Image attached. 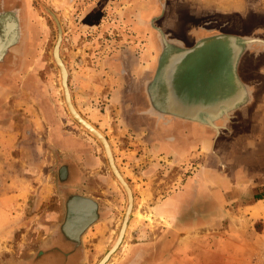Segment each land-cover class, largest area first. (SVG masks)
Returning a JSON list of instances; mask_svg holds the SVG:
<instances>
[{"label":"rangeland","instance_id":"1","mask_svg":"<svg viewBox=\"0 0 264 264\" xmlns=\"http://www.w3.org/2000/svg\"><path fill=\"white\" fill-rule=\"evenodd\" d=\"M4 14L17 20L15 42L0 53L6 145L35 146L39 175L46 182L52 177L56 190L50 200H20L12 215L0 201V264H31L49 254L56 264H98L115 243L127 207L102 145L67 110L53 59L58 35L72 103L106 138L133 196L124 238L106 264H264V205L259 215L249 208L264 200V0H0ZM10 24L7 41L14 36ZM208 34L238 37L237 77L247 102L213 119L217 129L184 121L201 130L190 133L186 126L195 145H187L188 157H176L168 148L176 132L164 130L176 118L151 112L145 87L162 62V35L173 39L163 40L173 52L184 49L175 39L190 48ZM247 39L259 43L247 45ZM185 58L175 61L178 68ZM214 60L222 75L227 57L221 48ZM185 68V83L191 70L198 88L210 86V67L200 57ZM185 185L198 204L188 207L179 196L171 207L177 214H161L165 198L182 194ZM74 197L97 205L95 221L77 241L62 231ZM36 239L57 242L31 243Z\"/></svg>","mask_w":264,"mask_h":264},{"label":"crops","instance_id":"2","mask_svg":"<svg viewBox=\"0 0 264 264\" xmlns=\"http://www.w3.org/2000/svg\"><path fill=\"white\" fill-rule=\"evenodd\" d=\"M176 42H178V44H180L181 42L178 40H174ZM183 45V43L181 44ZM162 53V51H161ZM172 61V60H171ZM175 64V63H174ZM160 71V70H159ZM164 72V71H163ZM158 73V70H157ZM156 73V75H157ZM155 75V76H156ZM153 78V80L156 78ZM182 77V69L175 67V69L173 68L172 72H168L166 71L164 73L163 76V81L160 84L161 86L159 87V94L161 96H163L164 98L167 97V102L171 105H175L177 107H179V109L181 110H194L196 108H210V109H215V107L220 104L223 101H226L228 98H223V99H219L218 101H216L215 103H213L210 106H206V105H199L196 106L194 108H189L188 106V102L186 99H184L182 97L183 91H181L180 94V87H182V89H184V87L182 86L180 80ZM152 81V80H151ZM155 83H154V87L153 90H155ZM162 88V89H161ZM158 91V90H157ZM162 91L164 92L162 94ZM175 91V92H173ZM155 94V93H154ZM235 95V92L232 93V96ZM149 100V104H150V110L151 112L157 114L158 116H162L164 113V111H162L158 105H157V99L155 95H150L148 97ZM166 100V99H165ZM198 100H203V98H198ZM255 101V100H254ZM220 111H217V113L215 115H206L205 120H213L215 117L217 116ZM205 114L199 113L196 118L201 119L202 117H204ZM6 119V118H5ZM5 121L8 120H4L2 119L0 121V184H3V186H0V201H2L3 205L2 206H10L9 208V213H11V215L13 213H15V210H12L14 207H19L21 206V203L19 202L20 200H26L27 198H35V199H39L41 201H46V200H50L51 198H53L52 196L55 193L56 190V184L55 182L52 180L47 181L43 178L42 175H39V164L41 163V157H39V155L37 154V148L33 145L27 146L25 148H19L17 146L15 147H8L6 145V141H7V137H9L8 132H7V128L5 126ZM36 120L35 119H31V123L35 124ZM37 124V123H36ZM191 124V125H190ZM188 124L187 122L181 121V120H174V121H170L167 122V124H165V133H169L171 131H175L176 132V137H174V142L172 140L171 144H169V151H171V154H173L176 157H179L182 154L186 153V156H189V148L187 147V145L192 148L193 147V142L190 141V139L188 138L189 136L187 135V133H192L195 132V134L197 132H200L198 129L196 128L197 126L190 123ZM188 125V129L189 131L187 132V126ZM37 126V125H36ZM183 126V127H182ZM194 126V127H192ZM181 128V129H178ZM195 134H192L195 135ZM165 138L166 135H164ZM191 142V143H189ZM195 145V144H194ZM14 150H19L20 152L22 151H26L27 156H25V159H21L20 157H16L13 156V152ZM34 154V155H33ZM37 154V155H36ZM18 167H21L22 170L20 174H18ZM26 174V175H24ZM33 176V177H32ZM1 177L3 180H1ZM50 179V178H49ZM190 185V183H189ZM189 185H185V189L186 191L183 192L180 195L177 196H169L166 197L164 200V205L162 206L160 210V213L163 215H173L174 212L177 210L176 208H171L174 206V204L176 203L175 198L177 199V197L181 196L180 200L182 201H188V203L186 204L188 207L192 205H197L198 201L200 200V198L196 197H190L189 195V191H188V186ZM188 191V192H187ZM189 199V200H188ZM175 200V202L173 201ZM1 205V204H0ZM260 205H264V200H262V198H260L259 200H257L253 205H251L249 208L250 209H255V211H257V214L259 215V210L257 208H259ZM181 207H178V210H182L180 209ZM176 209V210H175ZM175 214H177V212H175ZM202 214V213H201ZM261 214V213H260ZM203 215V214H202ZM261 216V215H260ZM43 241L36 239L34 242L31 243H42Z\"/></svg>","mask_w":264,"mask_h":264},{"label":"water","instance_id":"3","mask_svg":"<svg viewBox=\"0 0 264 264\" xmlns=\"http://www.w3.org/2000/svg\"><path fill=\"white\" fill-rule=\"evenodd\" d=\"M237 38L235 36L220 35V36H216V37L211 38V39L202 40V41L198 42L195 46H193L191 48H188V49H183L181 51L180 50L176 51V53L166 52V47L163 46L164 49L162 50L161 58H160V60L162 62H161V64H159V67H160L159 69L162 68V70H161L162 74H163V71L172 72L173 68L175 69V67H176L174 63L177 60L176 59L173 62L171 61L172 58L174 57L172 55H174V54H176V55L178 54L179 58L180 57H184V56L188 57L189 55L193 54L195 50L199 49L202 45H204L206 43H209V42L217 40V41L223 43V45H225V44L227 45V41L229 40L228 42H230L231 47L233 46L232 48L235 49V55L233 57V66L231 67V72L230 73H231L233 82L236 85V88H238L240 91H242V94H241V98H239L238 100H234V99L231 100L230 105L226 104L227 108L225 107V109L221 110V112L217 116H214V117L215 118H219V117H221V115L228 116V113H230V112L234 111L235 109H237V108L241 107L242 105H244L247 102V97H248L245 86L241 83V81L237 77V63H238L239 57L243 53V47L238 48L239 46L236 45L237 43H239ZM60 42H61V36L58 35L57 41H56L54 49H53V59H54V62L56 64V66L59 69V72H60L61 87L63 89L64 101H65V105L67 107V110H68L70 116L73 118V120L80 127H82L89 134H91L94 138H96L99 141V143L102 145L104 153H105V156H106V159H107V162H108V165L110 167V170H111L113 176L115 177V179L118 181V183L124 189V191L126 193V196H127V207H126L125 213L123 215V221H122L119 233L117 235V239H116L115 243L113 244V246L111 247V249L102 257V259L98 263V264H106L107 261L109 260V258L111 257V255L117 250L119 245L122 243V240L124 238V235H125V232H126V228H127V223L129 221V218H130V215H131V211H132V208H133V196H132L131 189L129 188L128 184L123 179V177L121 176V174L119 173V171H118V169H117V167L115 165V162H114V159H113V155H112V152H111V148H110L109 143L107 142L106 138L94 126H92L89 122H87L85 119H83L81 117V115L76 111V109H75V107H74V105L72 103L71 95H70V92H69V89H68V74H67L66 68H65L64 64L62 63V60H61L60 55H59ZM251 43H259V41L251 39V40H248L246 44L248 45V44H251ZM235 45H236V48H235ZM164 58H166V59H165V62L163 63ZM159 74H160V72H158V74L156 76L159 81H157V79H156V82H155V83L158 84V86H156V89L158 91H159V87H160L159 84H161L162 81H163L162 75L160 74V76H161L160 77ZM158 76H159V78H158ZM220 94L223 95L224 92H221ZM161 110L164 111L165 115H169V116H171L173 118L181 119V120L187 121V122L199 123L201 125H206V126H209V127H213L214 129H217V127H215V125L213 124V120H211V121L210 120H204L202 122V121L198 120L197 118L187 116V114H183V113H180V112H175V111L166 109L163 106H162ZM77 198H79V199L83 200L84 202L89 203V204H91L93 206V217H92V219L89 218V220L85 224H83V226H81L78 229L77 236H72V235H70L68 233L67 226H68L69 221L74 217L73 202ZM66 208H67V217H66L65 223H64V225L62 227V231H63L64 235L68 239H70L72 241H77L79 236L81 235V233L91 223H93L95 221V219L97 217V215H96L97 205L93 201H91L89 199L81 198V197H74V198H72V199H70L68 201ZM118 240H119V242H118Z\"/></svg>","mask_w":264,"mask_h":264},{"label":"flooded vegetation","instance_id":"4","mask_svg":"<svg viewBox=\"0 0 264 264\" xmlns=\"http://www.w3.org/2000/svg\"><path fill=\"white\" fill-rule=\"evenodd\" d=\"M3 21V29H2V33H3V37H0V53L5 49V45L8 43H13L16 40L17 37V20L16 17H13L11 14H4L0 16V22ZM7 22H13V24H10V26L12 25V27L14 26L15 23V28H14V38L9 39V41H7L5 39L6 35H5V30H6V24ZM220 35H228V34H208L206 36L201 37L200 39H198L197 41L194 42V44L192 45L195 46L198 42L202 41V40H206V39H211L214 38L216 36H220ZM5 36V37H4ZM232 36V35H230ZM163 40H167L170 42V40L173 39H167V37H165V35H162L160 41H161V49H164V42ZM250 40L247 39L246 42ZM2 41L4 43V45L2 46ZM6 42V43H5ZM176 42V41H174ZM178 44V42L176 43ZM182 43L179 44L180 47L184 48V49H188L186 47H184L183 45H181ZM228 45V46H227ZM227 45H223V43L219 42V41H212L209 43H206L204 45H202L199 49L195 50L193 54L189 55L188 57L186 56V62H184V65L182 68V77H181V84L184 87L183 89V94L182 97L184 99H186L187 101H189L188 106L189 108H194L196 106L199 105H206V106H210L215 103L216 101H218V99H220V96H223V98H229L232 96V93L235 92V95L239 98L242 94V91H240L238 88H236V85L233 82L232 76H231V67H232V62H233V57L235 55V49H233L231 47L230 42L227 41ZM2 47V48H1ZM191 48V47H190ZM222 49L223 51V55H225L227 57V62L225 60V63L227 64V67L225 69V71L221 74H219V70L217 65L215 64V60H214V56L216 57L217 52L219 53V49ZM236 48V46H235ZM239 48V47H238ZM237 50V49H236ZM211 53V56H209ZM242 55V54H241ZM178 55H175L173 59H175ZM200 57V62H205L206 65L208 67H210V73L212 76L210 79V86H202L200 88H198V83H196V81L194 80L193 76L194 73L191 72L190 70V77L187 81V83H185L184 78H183V74H185V66L187 67L188 64V60L191 58L192 62H196L199 57ZM206 56V57H204ZM204 57V58H203ZM165 59V58H164ZM177 59H180L179 57H177ZM190 64V63H189ZM191 65V64H190ZM175 66L178 67V62H175ZM159 69V67H158ZM218 71V73H217ZM221 77H220V76ZM217 78V79H216ZM207 85H209L208 83H206ZM153 87H154V80L150 81L147 83L146 85V93H147V97H149L150 95H154L153 93ZM230 89V90H229ZM186 94H185V92ZM224 92L227 93L228 92V96L224 97V95H221L220 93ZM219 96L218 99H216ZM198 98H203V100H198ZM191 110V109H190ZM73 209H74V217L70 220L71 224L70 226L72 228H75V233L73 234V232L70 234L72 236H75L76 232L78 231V229L83 226V224H85L89 218L92 219L93 217V206L89 203L84 202L83 200L77 198L74 202H73ZM72 231V229H71ZM53 239H49L46 242H42V243H54L56 240ZM42 241V240H41ZM57 242V241H56ZM59 243V242H58ZM66 243H71L66 241ZM57 263V259L55 258V255L53 254H49V255H43V256H38L36 258H34V260L32 261L31 264H56Z\"/></svg>","mask_w":264,"mask_h":264},{"label":"bare ground","instance_id":"5","mask_svg":"<svg viewBox=\"0 0 264 264\" xmlns=\"http://www.w3.org/2000/svg\"><path fill=\"white\" fill-rule=\"evenodd\" d=\"M12 26V25H11ZM6 31V30H5ZM5 33V32H4ZM11 35V34H10ZM12 36V35H11ZM5 37V36H4ZM13 38H14V36H12ZM12 38V39H13ZM216 41V40H215ZM1 42V41H0ZM246 42V41H245ZM181 50H183V49H181ZM180 50V51H181ZM177 51H179V50H177ZM173 53H176V51H173ZM172 53V54H173ZM176 54H174V55H172V56H175ZM178 55V54H177ZM166 59V58H165ZM165 59L163 60V63L165 62ZM232 66H233V62H232ZM160 68V67H159ZM160 70V71H159ZM162 68L161 69H158V72H160V74L162 75V77L164 76V73H165V71L163 72V74H162ZM158 74V73H157ZM160 74H159V76H160ZM157 76V75H156ZM155 76V78L157 79V77ZM159 76H158V78H159ZM161 77V76H160ZM157 81H159L158 79H157ZM156 82V80L154 79V83ZM155 85L156 86H158V84L157 83H155ZM160 85V84H159ZM155 86V87H156ZM161 86V85H160ZM181 91H183V89H182V87H180V94H181ZM159 91H157V89L155 88V90H153V93H155L154 95L156 96V99H157V105H158V107L160 108V109H162V106L164 107V108H166V109H169V110H172V111H175V112H180V113H183V114H187V116H190V117H194V118H196V116L199 114V113H202V114H205V116L204 117H202L201 119H198V120H200V121H204L205 120V117H206V115H215L216 113H217V111H220V110H223V109H225V107L227 108V105L226 104H229L230 105V103H231V100H238L239 98H241V96L238 98L236 95H234V96H231V97H229L226 101H222L220 104H218L216 107H215V109L213 108V109H210V108H196V109H194V110H181V109H179V107H177V106H175V105H171V104H169L168 102H167V97H163V96H161L159 93H158ZM173 92H175V91H173ZM184 92H185V90H184ZM164 92L162 91V94H163ZM185 94H186V92H185ZM166 99V100H165ZM162 105V106H161ZM163 111V110H162ZM214 126V125H213ZM70 224H71V221H69V223H68V226H67V231H68V233L69 234H71L72 232H73V230L75 229V228H72L71 226H70ZM71 229H72V231H71ZM78 232V231H77ZM77 232H76V234H75V236H77ZM75 233V230H74V232H73V234ZM118 242H119V240H118ZM117 242V243H118Z\"/></svg>","mask_w":264,"mask_h":264},{"label":"trees","instance_id":"6","mask_svg":"<svg viewBox=\"0 0 264 264\" xmlns=\"http://www.w3.org/2000/svg\"><path fill=\"white\" fill-rule=\"evenodd\" d=\"M261 197H258L257 199H260Z\"/></svg>","mask_w":264,"mask_h":264}]
</instances>
